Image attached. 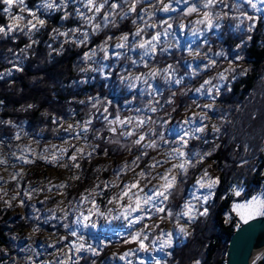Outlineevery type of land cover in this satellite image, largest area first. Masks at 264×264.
Wrapping results in <instances>:
<instances>
[{"label": "clouds", "instance_id": "clouds-1", "mask_svg": "<svg viewBox=\"0 0 264 264\" xmlns=\"http://www.w3.org/2000/svg\"><path fill=\"white\" fill-rule=\"evenodd\" d=\"M218 261L264 264V0H0V264Z\"/></svg>", "mask_w": 264, "mask_h": 264}, {"label": "trees", "instance_id": "trees-1", "mask_svg": "<svg viewBox=\"0 0 264 264\" xmlns=\"http://www.w3.org/2000/svg\"><path fill=\"white\" fill-rule=\"evenodd\" d=\"M229 235L231 234L232 231H234V228L233 229H228L227 230ZM221 245L219 244V241L215 240L214 239V243H213V248H216V247H220ZM224 247L226 248L227 247V244L224 245ZM211 254H212V249L209 250V256L211 257ZM222 263V261H218V264Z\"/></svg>", "mask_w": 264, "mask_h": 264}, {"label": "water", "instance_id": "water-1", "mask_svg": "<svg viewBox=\"0 0 264 264\" xmlns=\"http://www.w3.org/2000/svg\"><path fill=\"white\" fill-rule=\"evenodd\" d=\"M220 264H223V262H222V263H220Z\"/></svg>", "mask_w": 264, "mask_h": 264}]
</instances>
